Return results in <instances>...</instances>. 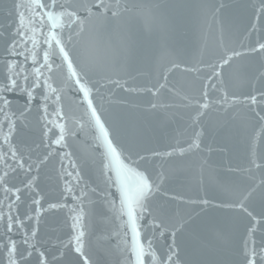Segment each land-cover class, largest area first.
I'll use <instances>...</instances> for the list:
<instances>
[{"label":"snow or ice","instance_id":"6c2138e0","mask_svg":"<svg viewBox=\"0 0 264 264\" xmlns=\"http://www.w3.org/2000/svg\"><path fill=\"white\" fill-rule=\"evenodd\" d=\"M22 7L25 11H19ZM207 7L215 12L226 9L228 5L221 3L217 6L212 3ZM251 7L258 19L264 18V0H260L258 10L255 5ZM13 8L17 17L14 30L5 36L8 29L0 25V40L3 41L5 53L0 65V225L3 226V233L0 234V264H32L34 254L36 264H62L60 258L65 256L66 252L61 251L60 247L78 254L83 258V264H91L85 254L84 244L87 230L85 217L95 216L97 213L93 196L107 206L114 219L121 222V230L127 229L122 232L123 236L127 238L130 233L127 264H146V257L150 258V264H180L179 253L176 251L177 230L171 232L172 243L160 259H157L153 247L155 230L169 226V217L162 208L154 204L163 190L164 173L154 176L147 167L143 171L138 170L147 164L148 153H151L152 157L171 158H175L177 153L175 150L167 153L155 151L149 147L147 132L142 126L126 116L116 117L103 104L105 92H111L113 89L135 90L127 87L136 83L133 76V72L137 70L135 52L126 45L125 50L121 52L122 60L113 65L106 55L107 45L104 46L105 55L98 57L84 58L79 51L80 39L89 18L104 17L105 13L110 12L111 16L104 18L109 23L119 21L127 6L122 5L120 0H91L87 5L80 4L78 0H30L26 5L14 2ZM250 27L255 28V25ZM261 41H264V37L256 41V46L251 47L250 52L264 54V42ZM243 55L244 53L235 48L224 47L219 55L207 61H199V64L204 65L203 68L197 66L186 69L194 72L195 78L200 81V95L184 97L187 102L183 107L192 108L198 116H202V110L208 109L210 105H244L250 120L248 124L238 127L237 133L247 136L252 151L251 158H245L248 169L245 170L241 166L237 168L241 172L260 169L264 173V144L258 157L253 137L257 127L260 128V133H264V73L258 77V86H253L251 80L248 82L250 90L241 93L245 97L243 101L237 100L235 92L231 93L230 98L227 91L233 61ZM152 87L156 88V84ZM164 87L165 85H160V88ZM209 89L213 94L222 95L210 100ZM67 91L80 98L81 111L78 118L74 113L64 111L62 101ZM14 92L23 93L25 98V104L22 110H19L20 117L32 112L33 102L37 98L40 101L36 110L41 113V144L45 152L35 155V159L31 151L26 155L14 143L18 116L17 110H14L8 99V93ZM97 98L100 103L96 102ZM256 108H259V111H256ZM69 124H78L81 129L87 126L90 130L98 132V136L93 139L95 150L100 152V175L104 177L106 185L102 194H98L96 188H91L84 182L81 170L71 159L73 153L57 150L69 147L66 133L73 136L76 134L69 128ZM200 124L203 125L204 121L201 120ZM5 126L7 132L3 131ZM50 133L55 139L49 136ZM200 135L201 133H195V139L186 149L180 148L179 153L199 149ZM226 148L227 144L221 151ZM57 157L60 162L58 181L62 182L60 195L63 201L71 197L74 202L73 207L64 202L48 205L50 209L69 208V212L74 213L70 217L72 223L69 239L66 243L61 242V246L55 249L59 252V257L47 253L46 249L42 250L43 246L40 245L38 234L45 209L41 203L43 197L37 191L43 169ZM257 159L260 163H257ZM132 164L136 167H132ZM21 175L23 179H19ZM225 176L238 185L236 190L220 191L206 186L205 191L211 199L221 200L218 207L228 209V213L214 220L212 227L197 242V252L202 258L185 261L184 264H264V235L259 243L254 239L257 227L264 232V180L259 184L245 182L240 180L231 168ZM17 180L19 186L14 182ZM26 193L29 195L26 196ZM200 203L209 205L210 199H201ZM24 207L27 210L21 213L20 210ZM146 217H152L149 221L151 237L146 234L145 226L141 223ZM244 220L247 221L248 239L244 241L242 259L236 261L231 259L232 246L239 223ZM172 227L175 229V225ZM179 231L182 233L183 230ZM17 234L21 237L19 241L14 239ZM142 234L145 236L144 242L141 239ZM116 235L120 236L121 231H117ZM160 235L163 236L164 233L161 232ZM125 243L127 244L126 240Z\"/></svg>","mask_w":264,"mask_h":264},{"label":"water","instance_id":"95a60500","mask_svg":"<svg viewBox=\"0 0 264 264\" xmlns=\"http://www.w3.org/2000/svg\"><path fill=\"white\" fill-rule=\"evenodd\" d=\"M14 2L26 5L30 0H0V25L8 29L5 36L14 30L17 23ZM78 2L87 5L91 0ZM120 3L127 6L121 20L109 23L104 18L111 16V13L107 12L104 17L93 16L86 21L79 44L80 55L84 58L105 55L104 46L107 45L106 55L115 65L122 60L121 52L125 50L126 45L135 52L137 70L133 72V76L136 83L127 86L135 90L113 89L111 92H105L103 104L116 117L126 116L142 126L147 132L149 147L155 151L160 153L176 151L175 158L152 157L151 153H148L147 164L138 170L143 171L147 167L154 176L164 173L163 190L154 204L162 208L169 217V226L155 230L153 247L157 259L167 253L168 246L173 240L171 232L177 230L176 251L179 253L180 264H184L185 261H196L202 258L197 252V242L212 227L214 220L228 213V209L218 207L221 200L211 199L210 195H206V186L220 191L236 190L238 185L225 176L230 168L235 170L240 180L254 184L264 180V173L260 169L241 172L237 168L241 166L247 170L249 166L245 158H251L252 150L247 136L237 133V128L248 124L250 120L247 108L239 103L226 107L210 105L208 109L202 110L204 115L198 116L194 109L183 107L187 102L184 97L200 95V81L195 78L194 72L186 69L197 66L203 68L204 65L198 62L219 55L224 47L241 51L244 55L233 61L227 91L230 98L231 93L235 92L237 100L243 101L245 97L241 93L250 90L248 82L251 80L253 86H258V77L264 73L262 66L264 54L250 52V48L256 46V41L264 37V18L258 19L251 7L255 5L258 10L260 0H120ZM212 3L217 6L224 3L228 7L213 12L207 7ZM19 11L25 9L22 7ZM250 25H255V28ZM3 46V41L0 40V65L5 58ZM28 67L31 68L30 63ZM153 84H156V88L152 87ZM161 84L165 87L160 88ZM209 92L210 100L222 95L213 94L211 89ZM8 99L14 110H17L18 116L14 143L26 155L31 151L35 159V155L45 152L41 144V113L36 110L40 103L39 98L33 102L32 112L25 113L23 117L19 116V110H22L25 104L24 94L8 93ZM79 99L73 92L67 91L62 101L64 111L72 112L78 118L81 111ZM96 102L101 101L97 98ZM255 110L259 111V108ZM201 120L204 121L203 125L200 124ZM69 128L76 133L74 136L66 133L69 147L57 150L73 153L71 159L81 170L84 182L89 187L96 188L98 194H102L106 185L104 177L100 175V152L95 150L93 139L94 136H98V132L90 130L87 126L81 129L78 124H69ZM3 131L7 132L6 126ZM195 133H201L200 148L180 154L179 149H186L195 139ZM255 133L253 134L255 150L259 157L261 146L264 144V133H260L259 127L255 129ZM49 136L55 139L51 133ZM225 144L227 148L221 151ZM257 163H260L259 159ZM131 166L136 167L135 164ZM59 171L60 162L57 157L43 169L37 189L43 197L41 203L45 209L38 239L43 246L42 250L46 249L47 253L58 257L59 252L55 249L61 246V242L66 243L69 239L72 223L70 217L74 215L69 212V208L48 207L49 204L58 202L67 203L69 207L74 206L71 197L63 201L60 195L62 182L58 181ZM19 179H23V175ZM14 182L19 186L18 180ZM27 195L29 194L26 193ZM92 199L96 201L97 213L95 216L85 217L86 256L91 264H127L131 244L130 233L125 238L122 232L127 229H120L121 222L114 219L113 213L102 201L97 200L95 196ZM201 199H210V204H201ZM26 210L24 207L20 211L23 213ZM150 220L152 217H146L141 221L149 237L152 236ZM246 224V220L239 223L233 241L231 259L236 261L242 259L244 241L248 239ZM172 225H175V229ZM180 229L183 230L182 233ZM117 231H121L120 236L116 235ZM161 232L164 233L163 236L160 235ZM2 233L3 226L0 225V234ZM262 235L264 232L257 227L254 237L257 243ZM20 238L19 234L14 236L18 241ZM141 239L142 242L145 241L144 234ZM60 250L66 252V255L60 258L62 264H83V258L78 254L62 247ZM163 258L166 260V256ZM145 259L146 264H150V258ZM32 264H36L35 254L32 257Z\"/></svg>","mask_w":264,"mask_h":264}]
</instances>
